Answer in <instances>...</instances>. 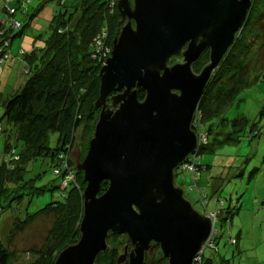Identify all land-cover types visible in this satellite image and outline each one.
I'll list each match as a JSON object with an SVG mask.
<instances>
[{
    "label": "water",
    "instance_id": "95a60500",
    "mask_svg": "<svg viewBox=\"0 0 264 264\" xmlns=\"http://www.w3.org/2000/svg\"><path fill=\"white\" fill-rule=\"evenodd\" d=\"M252 3L118 0L123 21L100 70L95 103L100 112L82 162L75 148L77 171L86 184L80 239L55 264H95L107 252L110 234L127 235L134 246L119 264L127 259L145 264L152 244L160 246L168 264H194L212 221L186 199L177 171L198 150L193 124L200 99ZM207 51L210 62L194 73L193 64ZM174 58L183 63L170 65ZM116 92L110 107L108 99ZM103 181L109 186L100 195Z\"/></svg>",
    "mask_w": 264,
    "mask_h": 264
},
{
    "label": "trees",
    "instance_id": "16d2710c",
    "mask_svg": "<svg viewBox=\"0 0 264 264\" xmlns=\"http://www.w3.org/2000/svg\"><path fill=\"white\" fill-rule=\"evenodd\" d=\"M31 1L3 0L1 10L8 18L0 21V77L4 74L5 62L12 58L13 42L22 33V24L16 21L15 16L18 13L27 16L26 8ZM67 1L57 0L59 8L54 14L50 26L51 34L45 40L44 46L31 52H26L23 48L18 50L19 59L25 67V72L20 73L26 76V81L18 92L5 100L4 112L0 118V144L1 138L4 139L0 165V221L2 215L9 211L10 203L24 201L25 198L31 202L34 196L44 191L34 188L33 180L26 178L29 163L39 158L50 157L53 173L61 181L59 188L63 192L62 199L40 208H47V212H55L57 216L52 231L60 236L58 248L42 252L39 261L33 264H55L60 253L80 239L79 229L84 208L83 192L86 184L83 173L77 171V161L73 157L77 145L75 133L81 127L86 132V143L80 149L82 162L100 112V109L95 107L100 96L102 68L100 54L102 50L113 48V40L119 33V24L122 20L117 9L118 0H82L70 5ZM263 1L252 0V8L242 31L213 73L200 99L197 124L193 129L199 137L204 135L206 140H201L195 158L187 159L189 164L194 165L195 171H188L184 168L185 164L180 168L192 174L195 187L198 186L197 181L203 168L196 160L203 152L209 150L208 134L202 131L203 122L219 114L237 92L248 85L251 60L247 63L238 62L235 51L248 49L247 43L252 38L251 44L260 42L256 63L264 65ZM10 9H15V12L12 13ZM14 22L19 24L18 27L12 26ZM102 31L108 35L107 42L97 45V36ZM229 72L233 74L227 78L226 83L231 86L215 97L213 101L216 103L214 109H211L207 106V94ZM116 94L118 92L108 99L110 107L113 103L112 97ZM144 97L145 91L140 89L139 100H143ZM51 134L58 136L55 147L51 146ZM207 168L208 166L204 169ZM108 186L107 181L101 183L100 195ZM190 190L193 191L194 188L190 187ZM198 194L202 206L206 209L209 199L205 190H198ZM36 212L28 214L22 223L28 222L32 215L37 214ZM215 212L220 218L218 224L223 221L228 223V216L225 217L220 210ZM123 236L128 240L124 252L127 250L130 253L134 246L127 235ZM218 240L219 231L213 248H208L205 252L218 253ZM206 253L201 264H213V257H207ZM107 255V252L102 253L95 264H119L118 259L122 254L116 252L112 257ZM12 258L13 254L0 242V264H11ZM122 264H128V259ZM145 264H168L159 245L150 246L145 255Z\"/></svg>",
    "mask_w": 264,
    "mask_h": 264
},
{
    "label": "rangeland",
    "instance_id": "374dc122",
    "mask_svg": "<svg viewBox=\"0 0 264 264\" xmlns=\"http://www.w3.org/2000/svg\"><path fill=\"white\" fill-rule=\"evenodd\" d=\"M81 1L68 0L67 4ZM2 5L3 0H0V21L8 18L1 10ZM58 8L57 0H32L26 8L27 16L23 13L15 16L23 28L13 42L12 58L5 62L4 74L0 77V118L5 100L18 92L26 81V76L21 74L25 67L18 50L23 48L31 52L44 46ZM250 40L247 41L248 49L235 51L238 62L251 60L248 85L240 89L219 114L203 122L202 131L208 134L209 150L196 160L203 166L198 186L195 187L191 173L177 171V185L183 188L186 199L199 213L205 215L220 210L225 217L228 216V223L218 224L219 252H213L214 255L212 251L206 253L207 257H213V264H264V65L256 63L260 42L254 45L251 44L252 38ZM209 62L210 51H207L193 66L194 73L199 74ZM232 74L227 73L209 90L207 106L211 109H214L215 97L231 86L226 82ZM75 138L81 149L87 140L82 127L75 133ZM50 139L51 146L55 147L57 134H51ZM3 146L2 137L0 165ZM52 164L50 157H43L27 165L26 178L33 180L34 188L44 191L34 196L31 202L25 198L10 203L9 211L2 215L0 242L13 254L11 264L36 263L42 252L58 248L60 236L52 231L57 216L55 212H47V208L40 209L63 196L59 188L61 181L53 173ZM190 187L194 190L191 191ZM198 190H205L207 194L206 209L200 202ZM35 212L37 214L28 222L22 223L28 214ZM231 239H236L237 244L232 245ZM126 244L127 237L111 234L107 256L112 257L116 252L123 255Z\"/></svg>",
    "mask_w": 264,
    "mask_h": 264
},
{
    "label": "built area",
    "instance_id": "2783aa9c",
    "mask_svg": "<svg viewBox=\"0 0 264 264\" xmlns=\"http://www.w3.org/2000/svg\"><path fill=\"white\" fill-rule=\"evenodd\" d=\"M11 12H15V9H10ZM18 23L17 22H14L12 24L13 27H18ZM107 36L106 33L104 31H102L98 36H97V40H96V44L97 45H102V44H106L107 42ZM112 49H108L107 50H102L101 52V59H100V63L102 65V67L106 64V61L108 60V57L110 58L111 57V51ZM197 114L196 113V117H195V120H194V124L193 126L195 127L196 124H197ZM199 137V136H198ZM200 139V142L201 140L205 141V136H200L199 137ZM200 144V143H199ZM195 155L191 156V157H194ZM190 158V157H189ZM195 158V157H194ZM184 168H186L188 171H195V168H194V165L193 164H189V162H187L185 165H184ZM206 216H208L209 218H211V221H212V230H211V233L206 241V243L203 245V248H202V251L199 252V254L196 256L195 260H194V264H201V262L203 261V257L205 255V251L208 249V248H213L214 246V241L217 239L218 237V227H217V224L218 222L220 221V218H218V213L217 212H210V213H206ZM231 243L232 244H236V240L233 239L231 240Z\"/></svg>",
    "mask_w": 264,
    "mask_h": 264
},
{
    "label": "flooded vegetation",
    "instance_id": "af4514ba",
    "mask_svg": "<svg viewBox=\"0 0 264 264\" xmlns=\"http://www.w3.org/2000/svg\"><path fill=\"white\" fill-rule=\"evenodd\" d=\"M121 18H122V17H121ZM122 21H123V19H122L120 22H122ZM127 21H128V18H126L124 22L127 23ZM119 28H120V26H119ZM118 30H119V29H118ZM118 32H119V31H118ZM172 60H173V63H171L170 65H173V64H175V63H183V58H174V59H172ZM172 60H171V61H172ZM196 63H197V62H196ZM196 63H195V64H196ZM195 64H193V66H194ZM192 68H193V67H192ZM76 154H77L76 151H74V154H73V155H74V159H75V160H76ZM81 157H82V155H81Z\"/></svg>",
    "mask_w": 264,
    "mask_h": 264
}]
</instances>
